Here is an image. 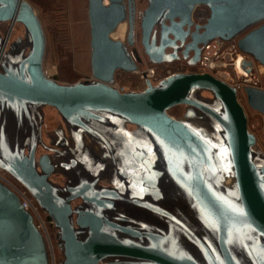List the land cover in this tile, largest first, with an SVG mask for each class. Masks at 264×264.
I'll return each mask as SVG.
<instances>
[{"label":"water","instance_id":"95a60500","mask_svg":"<svg viewBox=\"0 0 264 264\" xmlns=\"http://www.w3.org/2000/svg\"><path fill=\"white\" fill-rule=\"evenodd\" d=\"M197 6H206L209 16L191 31ZM135 8L136 0H87L91 78L60 83L43 71L46 39L31 3L0 0V23H9L5 36L20 23L28 45L20 58L0 62V168L54 221L58 264H264V162L256 159L257 138L237 89L202 71L147 80L138 91L115 87L117 71L138 70L131 49ZM126 21L125 41L113 39ZM157 22L158 41L150 37ZM140 27L152 64L178 59L183 47L182 57L196 66L201 46L221 38L236 39L243 53L264 66V0H147ZM203 90L212 94L210 104L196 97ZM242 94L264 118V89L245 86ZM37 105L53 107L72 129L92 136L100 137L92 121L110 123L114 117L137 126L150 146L140 158V188L100 185L98 175L71 153L58 163L70 182H51L47 156L37 170L40 131L30 112ZM178 105L200 111L205 121L169 114ZM0 264H50L31 214L1 182Z\"/></svg>","mask_w":264,"mask_h":264},{"label":"flooded vegetation","instance_id":"af4514ba","mask_svg":"<svg viewBox=\"0 0 264 264\" xmlns=\"http://www.w3.org/2000/svg\"><path fill=\"white\" fill-rule=\"evenodd\" d=\"M138 1L139 0H136L134 17L135 41L138 38L139 41H141V16L143 10L147 5V0H144L146 1V5L142 10H139L137 6ZM200 13L204 15L202 19L198 18V15ZM208 16L209 11L206 6L195 7L191 14L193 23L191 31L194 30L195 25L204 24ZM176 21H178L177 18ZM166 23L168 24L167 21ZM124 24V37L126 38L129 26L127 21ZM255 26L249 28L248 30L254 28ZM153 35H155L156 40L158 41L160 37V25L158 22L153 26V29L151 30L150 37H152ZM170 38L172 39L171 35ZM3 41L4 38L1 36L0 32V62L6 58L18 59L26 54L28 50L27 39L25 37L24 39H16L11 47H7V44L5 47H2ZM187 41H189V36L186 38L185 42ZM174 44L177 45V42ZM182 50L183 47L177 48V54L179 55L178 59H175L171 62H164L163 64H170L177 69L184 71H190L195 68L188 63V59H184L182 57ZM171 51H173L171 48H166V52ZM192 55L193 53L192 51H190L189 57ZM199 55H201V49L198 51V56ZM196 97L201 101L204 100L201 98V95H197ZM205 103L210 104V101L207 100V102ZM30 112L35 123L37 124V126H39L40 131V139L36 142L35 147L37 170L41 171L42 169L41 165L39 164V160L43 156H47L51 164L53 165V169L48 176V179L51 182L59 185H65L70 182L69 175L58 166V163L63 162L65 160V157L68 156L69 153H71L78 159L80 164L86 170L98 175V183L100 185L120 189L126 188L130 191H135L140 188V183L137 180V176L140 174L142 169L140 158L141 156L150 153V146L147 138L137 126L114 117H110V123L92 121L91 127H93L98 132V134L100 135V137H98L92 136L83 129L75 131L70 126H68L63 121V119L54 121V125H52L49 129L46 124V106H33L30 108ZM184 115L186 117L189 116L192 118L199 117V119L200 117H204V115L200 111L192 107H187ZM28 145L29 142H27L26 148H28ZM77 204L78 202H76L74 206ZM119 208L121 210H124L126 207L120 206ZM56 245L61 252L59 243L57 241ZM111 261L112 260H105L102 263H110Z\"/></svg>","mask_w":264,"mask_h":264},{"label":"rangeland","instance_id":"374dc122","mask_svg":"<svg viewBox=\"0 0 264 264\" xmlns=\"http://www.w3.org/2000/svg\"><path fill=\"white\" fill-rule=\"evenodd\" d=\"M27 1H29L35 9L45 34V55L42 63L45 75L60 83H73L91 78L87 0ZM145 5L146 1L144 0H139L137 2L139 10H142ZM8 28V22L0 23V32L3 38L5 37ZM24 37L27 39L23 25L15 23L8 39L7 47H11L16 39H24ZM123 40L125 41V37ZM131 49H133L137 56L138 70L136 72H116L115 87L119 88L121 91H138L143 89L145 86L140 76L143 70L153 68L155 70L154 78L157 79L166 75L169 71L176 72L179 70L170 64H152L143 53L139 38L134 42V45L131 46ZM255 63V71L259 79V87L264 89V66L257 62ZM194 67L195 68L192 70L185 72L200 71L197 65ZM197 95H201L204 102H207V100H213L212 94L205 90L198 92ZM238 98L246 109L248 128L257 138V143L254 146L256 159L259 162H264V118L260 113L250 109L246 105L242 91L239 92ZM187 107L189 106H174L169 109V114L176 118H184L186 117L184 113ZM46 111V124L50 129L51 126L54 125V121L58 119L61 120L62 118H60L61 116L53 107L46 106ZM193 119L201 122L205 121V116L203 118L200 117V119L199 117ZM53 229H55V227L52 228L51 233L52 238L54 239L56 264H58L61 252L56 245Z\"/></svg>","mask_w":264,"mask_h":264},{"label":"built area","instance_id":"2783aa9c","mask_svg":"<svg viewBox=\"0 0 264 264\" xmlns=\"http://www.w3.org/2000/svg\"><path fill=\"white\" fill-rule=\"evenodd\" d=\"M203 16L204 15L200 13L198 18L202 19ZM134 56L135 55H133V57ZM244 61L250 64L243 66ZM255 64V61H253L249 55L243 53L238 48L236 39L223 40L221 38H214L202 45L197 66L200 71L208 72L231 84L238 92H243L245 86L260 88L259 79L255 71ZM176 72L180 71L178 70ZM176 72L169 71L166 75L157 79L154 78L155 70L150 68L143 70L140 76L145 86L147 80L151 83H157L161 79ZM0 182L18 196L22 208L31 214L36 228L41 232L46 242L50 264H56L54 239L51 233L54 227V221L41 210L28 190L1 168Z\"/></svg>","mask_w":264,"mask_h":264},{"label":"bare ground","instance_id":"6f19581e","mask_svg":"<svg viewBox=\"0 0 264 264\" xmlns=\"http://www.w3.org/2000/svg\"><path fill=\"white\" fill-rule=\"evenodd\" d=\"M14 25L15 24H12L10 26V31L8 32L7 36H5L4 41H3V44H2V47H5L6 46V44L8 42V39H9V37L11 35V32L13 30V26ZM124 34H125V24L124 23H120L117 26V28L115 29V31L111 33V37L113 39H123L124 38Z\"/></svg>","mask_w":264,"mask_h":264},{"label":"trees","instance_id":"16d2710c","mask_svg":"<svg viewBox=\"0 0 264 264\" xmlns=\"http://www.w3.org/2000/svg\"><path fill=\"white\" fill-rule=\"evenodd\" d=\"M53 232H54V234H55V232H56V229H53Z\"/></svg>","mask_w":264,"mask_h":264}]
</instances>
